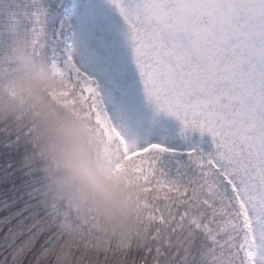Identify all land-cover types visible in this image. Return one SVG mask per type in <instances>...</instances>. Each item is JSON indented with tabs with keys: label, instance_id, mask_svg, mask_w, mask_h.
Masks as SVG:
<instances>
[{
	"label": "snow or ice",
	"instance_id": "obj_1",
	"mask_svg": "<svg viewBox=\"0 0 264 264\" xmlns=\"http://www.w3.org/2000/svg\"><path fill=\"white\" fill-rule=\"evenodd\" d=\"M54 95L87 118L131 200L175 238L99 250L87 224L52 202L50 225L13 244L12 264H264V0H24ZM184 129L212 137L196 175L167 180L120 121L135 87ZM183 241V245L179 242ZM39 245V247H38Z\"/></svg>",
	"mask_w": 264,
	"mask_h": 264
},
{
	"label": "clouds",
	"instance_id": "obj_2",
	"mask_svg": "<svg viewBox=\"0 0 264 264\" xmlns=\"http://www.w3.org/2000/svg\"><path fill=\"white\" fill-rule=\"evenodd\" d=\"M13 55L23 74L14 81L18 100L0 96V124L27 110L30 134L24 139L48 182L46 194L72 209L95 235L149 244V236L133 221L136 202L105 161L91 122L48 96L59 88L50 74L29 57ZM160 238L167 239V233L161 231ZM92 264H98L96 256Z\"/></svg>",
	"mask_w": 264,
	"mask_h": 264
},
{
	"label": "trees",
	"instance_id": "obj_3",
	"mask_svg": "<svg viewBox=\"0 0 264 264\" xmlns=\"http://www.w3.org/2000/svg\"><path fill=\"white\" fill-rule=\"evenodd\" d=\"M23 10L24 0H0V96H7L12 100H18L14 81L23 74L13 52L29 57L56 80L50 67L35 54L36 34L26 29ZM57 91L58 89L47 93L53 101L51 93ZM27 119V110L22 109L9 124H0V264H12L9 256L13 244H18L34 229L50 225V205L53 201L65 206L86 224L72 209L46 194L48 182L39 171L32 146L24 139L30 134ZM156 166L167 180H186L196 175L195 165L190 157L169 158L160 155ZM133 221L149 236L150 243L158 240L168 246L177 242L169 234L167 239L162 240L161 231L142 217L137 206ZM89 230L93 238L100 242V251L108 244L117 247L132 243L140 245L134 240L100 237L90 228ZM179 243L183 245V241ZM98 264H103V261L98 259Z\"/></svg>",
	"mask_w": 264,
	"mask_h": 264
},
{
	"label": "rangeland",
	"instance_id": "obj_4",
	"mask_svg": "<svg viewBox=\"0 0 264 264\" xmlns=\"http://www.w3.org/2000/svg\"><path fill=\"white\" fill-rule=\"evenodd\" d=\"M54 94L55 92L51 93L52 98L57 101ZM120 123L131 142L138 146L149 143L163 144L171 151L160 155L169 158H189L190 152L201 158H208L215 153L210 135H201L194 129H184L180 120L160 110L139 85L135 87L131 102Z\"/></svg>",
	"mask_w": 264,
	"mask_h": 264
}]
</instances>
